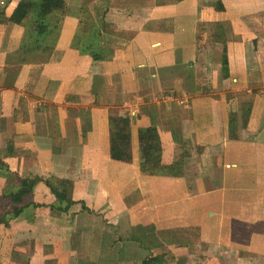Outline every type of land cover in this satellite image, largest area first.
I'll list each match as a JSON object with an SVG mask.
<instances>
[{"label":"crops","instance_id":"obj_1","mask_svg":"<svg viewBox=\"0 0 264 264\" xmlns=\"http://www.w3.org/2000/svg\"><path fill=\"white\" fill-rule=\"evenodd\" d=\"M30 1L0 0V194L36 177L37 207L0 225V264H264V0H63L46 36L31 11L10 21ZM110 118L129 120V162ZM149 127L178 176L141 172ZM46 182L75 204L51 210ZM107 223L127 249L87 261Z\"/></svg>","mask_w":264,"mask_h":264},{"label":"trees","instance_id":"obj_2","mask_svg":"<svg viewBox=\"0 0 264 264\" xmlns=\"http://www.w3.org/2000/svg\"><path fill=\"white\" fill-rule=\"evenodd\" d=\"M180 1V0H176ZM30 7L23 9L20 3L15 10L10 21L20 24L27 16L28 11H31L33 16L32 22L35 24L37 34L46 36L50 32V27L46 25L47 17L54 11H63V0H31ZM220 8V7H218ZM25 43L22 50L30 52L32 50L39 51L44 54L52 51L53 46H42L35 42L34 46H27ZM230 136L233 138L234 134L230 126ZM129 120L127 118H110V158L120 162H129L130 142H129ZM138 139L140 144V170L142 173L149 175H166L178 176L171 167H163L160 165V142L157 132L154 128L149 127L138 131ZM1 167V163H0ZM38 178H19L17 179V186L13 190L4 191L0 194V225L8 228L9 222L12 219L20 216L24 208L28 206L37 207L26 202V199L32 194L33 188L37 183ZM50 192L55 197V202L50 206L51 210L56 212H66L73 204H75L67 193L66 184L62 182L58 186H52L46 182ZM84 211L89 213L86 208ZM108 261L110 260L109 258ZM163 257L148 256L141 261L140 264H161Z\"/></svg>","mask_w":264,"mask_h":264},{"label":"rangeland","instance_id":"obj_3","mask_svg":"<svg viewBox=\"0 0 264 264\" xmlns=\"http://www.w3.org/2000/svg\"><path fill=\"white\" fill-rule=\"evenodd\" d=\"M87 211H89V210L87 209ZM87 214H89L90 216H93L94 218L97 217L100 223L103 220L102 217L100 215H98V214L96 215V214H94V213H92L90 211ZM127 217L128 216L126 215L125 218L127 219ZM104 226L107 227V229H108V233L106 234L107 235V239L104 240V242H100V247H99L100 249H92L91 251H90V249H88L87 244L91 245V243H92L91 246H93V243H96V241L94 239H92V240L88 239V240L82 241L83 242L82 246L85 249V250H82V252H83L84 257L87 258V261L89 259H91V256H92L91 253L93 252V250H95L94 252H97V250H98V251L104 253L105 257H103V258H109L110 262H116L121 257V254L119 252L121 251V253H122L123 248L127 249V247H128L127 241L126 240H120V238L118 237V230L120 229L118 224H116V223L115 224L114 223H107ZM91 227H92V225H91ZM80 228H81V225H77L76 224L70 230H76L75 232H78ZM141 228L144 231H145V229H147V228H143V227H141ZM93 229H95V228H93ZM207 230L209 231L208 228H207ZM209 234H213V232H209ZM75 235H76V233H75ZM96 248H97V246H96ZM88 251H90V254H89ZM128 251H129V249H128ZM127 255H128L127 252H125L124 257L126 259L128 258ZM106 256H108V257H106ZM99 259H100V257H98V261H99ZM189 263H193L194 264V260H191ZM125 264H131V263L126 261Z\"/></svg>","mask_w":264,"mask_h":264}]
</instances>
